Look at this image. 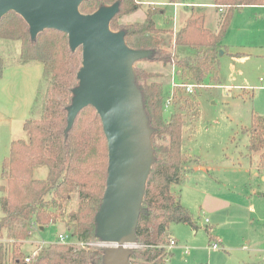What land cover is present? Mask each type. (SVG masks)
<instances>
[{
	"label": "trees",
	"instance_id": "obj_1",
	"mask_svg": "<svg viewBox=\"0 0 264 264\" xmlns=\"http://www.w3.org/2000/svg\"><path fill=\"white\" fill-rule=\"evenodd\" d=\"M116 3L120 11L110 24L111 30L123 31L131 49L148 51L149 56L142 61L164 65L173 62L177 89L184 92L190 84L203 87L219 82L222 41L234 11L246 6H264V0H215L213 5L219 13L215 31L206 28L204 11L192 10L176 33L174 48L173 38L168 41L170 31L157 27L153 12H147L144 22L117 25L118 16L140 9L141 4L136 0H87L80 11L92 14ZM155 9L165 13L163 9ZM0 40L21 42V55L10 64L43 65L35 103V108H42L39 118L25 122L29 139L13 141L10 155L2 165V178L7 185L0 186V264H106L105 250L76 249L67 243L45 245L30 263L25 261L28 256L23 245L30 241L33 230L55 225L57 211L64 208L76 190L85 201L70 213L67 228L72 234L67 235L84 244L99 240L96 218L107 186L109 148L101 117L93 106L85 108L68 128V109L79 85L82 49L72 51L67 34L47 29L32 38L28 23L12 11L0 21ZM182 49H194L196 54L182 58L173 55ZM8 64L0 56V80ZM134 70L135 84L141 92L152 132L153 165L136 230V244L142 249L132 250L130 261L167 264L173 256L166 246L170 226L189 224L197 229L191 212L173 191V186L182 182L184 165L190 160L183 149V116L172 113L169 119L165 118L168 99L164 98V83L158 80L161 75L136 67ZM176 95L177 90L172 102ZM249 129V153L262 152L260 166L264 167V117L254 116ZM40 166L48 169L46 179L35 177ZM152 225H156L160 244L153 241ZM207 232L211 240L212 230L207 228Z\"/></svg>",
	"mask_w": 264,
	"mask_h": 264
},
{
	"label": "rangeland",
	"instance_id": "obj_2",
	"mask_svg": "<svg viewBox=\"0 0 264 264\" xmlns=\"http://www.w3.org/2000/svg\"><path fill=\"white\" fill-rule=\"evenodd\" d=\"M136 2L141 4L140 9L118 16L117 25L144 22L147 12H153L157 27L170 31L168 41L173 38L174 48L176 33L192 10L204 11L206 28L217 29L219 13L208 5L214 0ZM155 8L165 13H158ZM222 44L219 82L197 87L193 93L174 87L173 62L135 64L136 68L162 76L158 80L164 83L166 100L177 90L175 101L165 107V118L169 119L172 113L183 116V149L190 159L184 165L182 182L173 186V191L191 212L197 229L189 224L170 226L166 246L173 256L167 264H264V167L259 166L262 152L252 155L248 149L253 118L264 117V6L234 11ZM21 47L20 41L0 40V56L9 63L0 80V186L7 185L2 178V165L10 155L12 142L29 139L24 124L28 119L39 118L42 110L35 108V103L43 65L10 64L19 59ZM192 54L196 50L173 52L178 58ZM47 176V167L36 168L37 179ZM84 201L76 190L64 208L57 211L55 225L44 230L35 228L30 241L23 245L26 256L34 257L45 245L57 243L59 235L72 234L67 228L68 217ZM207 228L212 230L211 240ZM151 229L153 241L160 244L156 225ZM170 238L178 242L172 248ZM214 242L219 250L212 249ZM67 244L76 249L117 248L101 238L88 244L72 239ZM141 249L137 244L127 247L131 251Z\"/></svg>",
	"mask_w": 264,
	"mask_h": 264
},
{
	"label": "water",
	"instance_id": "obj_3",
	"mask_svg": "<svg viewBox=\"0 0 264 264\" xmlns=\"http://www.w3.org/2000/svg\"><path fill=\"white\" fill-rule=\"evenodd\" d=\"M85 1L0 0V21L15 11L28 23L32 38L47 29L58 30L67 34L72 51L82 49L79 85L68 109V128L89 106L101 117L108 140L109 175L96 218L97 233L117 247L106 251V264H132L127 247L136 244L153 165L152 132L134 69L149 52L131 49L123 31L111 30L110 24L120 11L119 3L84 14L80 6Z\"/></svg>",
	"mask_w": 264,
	"mask_h": 264
},
{
	"label": "built area",
	"instance_id": "obj_4",
	"mask_svg": "<svg viewBox=\"0 0 264 264\" xmlns=\"http://www.w3.org/2000/svg\"><path fill=\"white\" fill-rule=\"evenodd\" d=\"M176 87H177V85H175ZM198 86L197 85H194V84H190V85H188L187 87H186V89H187V92L188 93H193L194 92V89L195 88H197ZM172 100H173V95H172V97L171 98H169L168 100H167V103H166V108H168L170 105H171V103H172ZM207 222H208V220H207ZM71 239H72V236H70V235H59V237H58V242L57 243H64V244H66V243H69V241H71ZM44 244H47V243H44ZM51 244V243H50ZM48 245V244H47ZM177 245V242L174 240V239H170V241H169V248H172V247H174V246H176ZM83 246H84V244H83ZM219 245H218V243L217 242H214L213 244H212V249L213 250H219ZM37 253H34V255H36ZM33 259V256L31 257V256H28L26 259H25V261H26V263H30L31 262V260Z\"/></svg>",
	"mask_w": 264,
	"mask_h": 264
},
{
	"label": "crops",
	"instance_id": "obj_5",
	"mask_svg": "<svg viewBox=\"0 0 264 264\" xmlns=\"http://www.w3.org/2000/svg\"><path fill=\"white\" fill-rule=\"evenodd\" d=\"M214 2H215V0H214ZM214 2H213L212 4H208V5H210V6H212V7H213V6H214V5H213V4H214ZM177 4H178V3H177ZM177 4H176V5H177ZM197 5H199V6H201V7H202V6H204L203 4H199V3H198ZM173 75H174V73H173ZM173 85H174V87H176L175 85H177V84H176V83H173ZM259 166H260V164H259ZM261 169H262V168L260 167V169H259V170H261ZM262 170H263V169H262ZM180 199H181V198H180ZM174 240H175V239H174ZM175 241H176V240H175ZM176 242H177V241H176ZM177 243H178V242H177Z\"/></svg>",
	"mask_w": 264,
	"mask_h": 264
}]
</instances>
